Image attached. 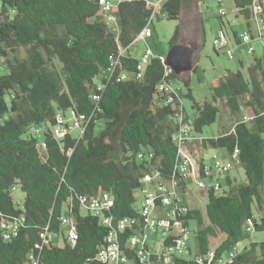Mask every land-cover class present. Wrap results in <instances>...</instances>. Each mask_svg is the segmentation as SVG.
Here are the masks:
<instances>
[{
  "label": "trees",
  "instance_id": "trees-1",
  "mask_svg": "<svg viewBox=\"0 0 264 264\" xmlns=\"http://www.w3.org/2000/svg\"><path fill=\"white\" fill-rule=\"evenodd\" d=\"M189 2L165 0L161 13L181 22L182 9ZM252 3L233 0L248 32ZM99 9V0H0V213L7 219L23 217L16 237L4 240L0 230V264H18L32 250L43 264H104L96 258L97 252L118 220L137 217L135 193L144 174L155 167L164 179L176 178L181 192L185 189L186 183L176 176L178 148L171 139L179 123L158 88L179 76L163 64V57L153 56L140 79L116 81L120 72L136 71L138 58L127 49L147 25L151 9L142 0L117 5V33L97 15ZM226 33L239 44L236 31L230 28ZM179 34L178 26L170 46L179 43ZM120 49L126 54L119 57L113 77L104 79L102 72L111 67V58ZM245 72L222 76L211 86L210 100L203 102L194 99L189 80H184L185 97L195 111L193 138L218 120L217 102L222 101L232 115L247 111L246 118L238 119L230 130L201 140L205 149H225L230 155L237 151L246 182L232 185L227 177L222 192H206V225L198 209L189 208L185 216L186 226L188 220L197 223L195 254L205 255L214 248V262L225 253L227 257L241 241H249L224 264H264V239L251 240L264 233V52ZM97 83L104 88L94 101L91 94ZM174 97L184 114L177 93ZM65 111L89 118L83 133L58 139L48 131L43 135L46 147L40 150L42 138L33 129L54 126L56 115ZM148 152L153 159L137 158ZM12 187L24 196L21 209ZM100 192L112 199L103 213L112 218L111 227L81 207L83 198ZM63 216L75 223L74 241L63 235ZM248 225L251 231H246ZM45 227L54 237L61 234L62 244L34 249ZM133 229L118 235L122 248ZM188 263L181 259L177 264Z\"/></svg>",
  "mask_w": 264,
  "mask_h": 264
},
{
  "label": "built area",
  "instance_id": "built-area-1",
  "mask_svg": "<svg viewBox=\"0 0 264 264\" xmlns=\"http://www.w3.org/2000/svg\"><path fill=\"white\" fill-rule=\"evenodd\" d=\"M125 1L134 0H99L100 9L98 16H100L104 22L109 25L116 26L115 9L117 5ZM145 1L146 7L151 9V15L149 17L147 25L138 34L137 39L145 38L151 35L150 24L154 16H164L161 13V7L165 0H142ZM264 0H253L252 3V20L254 24L256 35L251 32H242L238 34L239 46L246 44V54L253 55L254 48L250 42L253 38L258 37L264 46ZM218 15L223 16V10H218ZM234 41V40H233ZM235 42V41H234ZM230 38L220 30L217 37L213 39L212 45L216 50L224 49L225 55L229 59H233L234 48H231ZM124 54V50L120 49L117 56L111 58L112 64L109 69L102 72L101 76L104 79H110L115 74V68L118 64L119 57ZM153 55L149 50H144L138 58L135 72L122 71L116 76V81H127L130 79H140L142 73L149 63ZM171 71V70H170ZM104 88L103 83H97L95 91L91 94V98L94 101H98L100 98V92ZM159 90L166 96L164 99L165 105H170L175 111L176 119L179 123L177 131L171 135L173 143L178 148V165L176 176H180L186 183L193 178L200 179L211 177V167L206 164H202V167L197 164L191 155L186 152V147L193 138L191 123L185 119V115L182 113L181 108L176 105V99L174 97L175 91L172 89L169 83H160ZM70 116H66L63 113L56 115V123L54 126L39 125L33 129V132L38 137L42 138L39 141L38 147L40 150H44L46 144L43 140L44 133L51 131V135L54 138H62L65 134L70 133L73 129L80 131L79 136L83 133L89 118L84 114H78L69 111ZM68 125V127L66 126ZM213 159H217L216 155L212 156ZM232 159H237V151L231 155ZM138 159L147 158L153 159V154L139 153ZM230 163H216L215 172L218 175H222L228 172ZM140 187L136 190V210L137 217L135 218H123L116 222L115 227L106 235L103 244L100 246L96 258L104 264H177L181 259L189 261L188 264H224L226 261H231L238 253L237 245L228 252L226 259L218 258L215 262V249H210L205 255L195 254L193 257H184V254L189 253V247L187 241L190 236V230L185 225V216L188 213L189 207L182 198L181 187L179 181L176 178L170 180L164 179L159 173L158 169L152 167L149 173L144 174L140 181ZM201 190L212 191L215 195L222 192V187L217 180L213 185L206 188V185L200 183ZM12 193L17 191L16 187H12ZM17 208H22L20 201H15ZM112 206V199L107 193H98L97 196L90 197L89 199L83 198L81 200V207L88 213L97 216L102 225L111 227V217L103 215L104 212ZM23 222V217L17 218H3L0 213V230L4 240H10L18 235L20 226ZM60 224L63 229V235L66 240L74 241L77 238V230L75 223L72 219L63 216L60 219ZM127 228H134L132 234L124 244V248L120 245L118 235L121 234ZM251 225L246 227V231H251ZM155 236L152 245H148V236ZM40 241L34 245V249H41L42 247L56 244L54 233L49 231L48 227H45L39 233ZM131 255V256H129ZM18 264H43L35 257L33 250L30 251L26 258Z\"/></svg>",
  "mask_w": 264,
  "mask_h": 264
},
{
  "label": "rangeland",
  "instance_id": "rangeland-1",
  "mask_svg": "<svg viewBox=\"0 0 264 264\" xmlns=\"http://www.w3.org/2000/svg\"><path fill=\"white\" fill-rule=\"evenodd\" d=\"M221 9L224 12L223 16L218 15V10ZM109 27H113V24H109ZM180 27L179 43L184 45H190L193 50V69L187 73H181L179 77L172 79L169 83L173 90L176 91L180 98L181 104L184 109V115L186 120L191 123L194 118V109L192 108V102L185 97L187 88L184 85V80H189V88L196 101L203 102L210 100V88L217 84L218 80L227 74L228 72L242 71L239 64V59L243 61L244 67L249 66L255 57L263 56L264 46L261 40L255 36L251 40L250 44L254 48L253 55L246 54V44L236 46L234 39L230 35V47L234 48L233 59H229L224 49L216 50L213 48L212 41L217 37L220 30L226 35L230 33V28L236 31L238 34L242 32H248L249 29L244 21L243 17L238 14L233 6V0H191L187 6L182 9L181 22L179 20H169L164 16H154L152 24H150L151 35L145 38L135 40L127 49V52L135 57L139 58L144 50H149L153 56L165 57L170 46V41L174 35L177 27ZM251 33L256 35L254 24L249 26ZM114 32L117 33L116 26ZM228 36V35H227ZM126 54V52H124ZM23 56V51H20ZM3 59H0L2 64ZM57 68L60 70V65L57 64ZM245 72V69H244ZM246 73V72H245ZM95 82H99L96 78ZM219 108V118L211 126L205 127L201 135H198L186 147V152L191 155L193 160L199 164V161H203L204 164L211 167V177L196 179L193 178L187 183L184 191H182V198L184 202L202 212L204 225L208 223L205 217V204L207 202L206 190L200 189V183L206 185V188L213 185L217 180L219 181L222 189L227 188L226 178L231 180L232 185H237L246 182L244 169L240 164L238 158L233 160L231 155L225 149H205L201 145L203 138L219 136L224 132L230 130L234 123L238 119H244L243 116L247 115L246 109L243 110V114L240 116L232 115L228 108L222 101L217 102ZM63 114L70 116L69 111H65ZM245 121H248L247 119ZM28 130V133H31ZM70 134L74 137H78L80 131L73 129ZM264 138V135H263ZM213 155L217 156V159H213ZM216 163H230L231 166L227 173L218 175L215 172ZM23 194L20 190L15 193V201H23ZM194 198V199H193ZM137 207V206H136ZM84 212L85 209H83ZM258 217V213L255 214ZM188 228L190 230V236L187 241L190 254H184V257H193L197 251L195 231L197 230V223L195 220H188ZM64 233V232H63ZM155 236H148V245H152V240ZM264 239V233H256L251 237V240L260 241ZM55 241L57 245L62 244V235H56ZM248 240L241 241L237 244L238 251H241L247 244ZM226 258V253L223 255ZM128 264H131L128 262Z\"/></svg>",
  "mask_w": 264,
  "mask_h": 264
},
{
  "label": "water",
  "instance_id": "water-1",
  "mask_svg": "<svg viewBox=\"0 0 264 264\" xmlns=\"http://www.w3.org/2000/svg\"><path fill=\"white\" fill-rule=\"evenodd\" d=\"M193 50L189 45L175 44L171 46L163 58V64L175 75L190 72L193 69Z\"/></svg>",
  "mask_w": 264,
  "mask_h": 264
},
{
  "label": "crops",
  "instance_id": "crops-1",
  "mask_svg": "<svg viewBox=\"0 0 264 264\" xmlns=\"http://www.w3.org/2000/svg\"><path fill=\"white\" fill-rule=\"evenodd\" d=\"M239 64H240V66H241V68L244 70L245 69V67H244V64H243V61L242 60H240L239 59ZM194 199V198H193ZM189 206V205H188ZM190 209H193L192 207H189Z\"/></svg>",
  "mask_w": 264,
  "mask_h": 264
},
{
  "label": "clouds",
  "instance_id": "clouds-1",
  "mask_svg": "<svg viewBox=\"0 0 264 264\" xmlns=\"http://www.w3.org/2000/svg\"><path fill=\"white\" fill-rule=\"evenodd\" d=\"M79 137V136H78Z\"/></svg>",
  "mask_w": 264,
  "mask_h": 264
},
{
  "label": "flooded vegetation",
  "instance_id": "flooded-vegetation-1",
  "mask_svg": "<svg viewBox=\"0 0 264 264\" xmlns=\"http://www.w3.org/2000/svg\"><path fill=\"white\" fill-rule=\"evenodd\" d=\"M190 46V45H189Z\"/></svg>",
  "mask_w": 264,
  "mask_h": 264
}]
</instances>
